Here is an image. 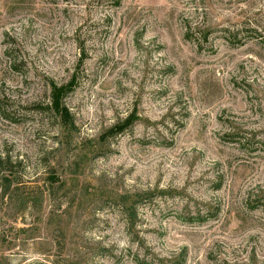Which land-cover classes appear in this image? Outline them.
Wrapping results in <instances>:
<instances>
[{"label":"rangeland","instance_id":"rangeland-1","mask_svg":"<svg viewBox=\"0 0 264 264\" xmlns=\"http://www.w3.org/2000/svg\"><path fill=\"white\" fill-rule=\"evenodd\" d=\"M0 264H264V0H0Z\"/></svg>","mask_w":264,"mask_h":264},{"label":"trees","instance_id":"trees-1","mask_svg":"<svg viewBox=\"0 0 264 264\" xmlns=\"http://www.w3.org/2000/svg\"><path fill=\"white\" fill-rule=\"evenodd\" d=\"M61 90H63L62 88H52V105L53 108L55 110V113L58 114L61 119H62V115L64 114L66 116V111L63 107H61L59 99L61 96ZM63 116V117H65ZM63 120V119H62ZM134 120V116L131 115L129 117H127L125 120H123L122 122L116 124L115 126H113L111 129H109L102 137L101 139L104 140L106 138L112 137L114 135L120 134L123 131H125L128 127L132 126ZM64 121V120H63Z\"/></svg>","mask_w":264,"mask_h":264}]
</instances>
